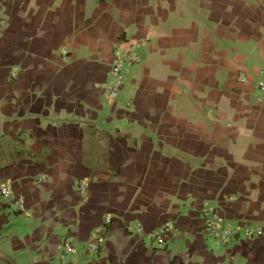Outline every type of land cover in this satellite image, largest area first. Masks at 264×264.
<instances>
[{
	"label": "crops",
	"instance_id": "crops-1",
	"mask_svg": "<svg viewBox=\"0 0 264 264\" xmlns=\"http://www.w3.org/2000/svg\"><path fill=\"white\" fill-rule=\"evenodd\" d=\"M130 45L138 61L110 101ZM260 80L264 0H0V256L264 264ZM204 206L261 233L218 245ZM167 221L158 245L149 233Z\"/></svg>",
	"mask_w": 264,
	"mask_h": 264
},
{
	"label": "built area",
	"instance_id": "built-area-1",
	"mask_svg": "<svg viewBox=\"0 0 264 264\" xmlns=\"http://www.w3.org/2000/svg\"><path fill=\"white\" fill-rule=\"evenodd\" d=\"M138 61V55L135 51V46L130 45L120 51L117 55L110 72V80L106 83V98L113 101L117 98V95L124 85L125 72L128 68ZM259 85L264 89V80L259 81ZM82 188H85L82 183ZM0 191L3 197H9L11 195V189L6 185L0 186ZM19 207L24 211L25 204L23 199L19 200ZM200 221L203 231L206 235L211 237L216 244L225 245L233 239L239 237L252 238L255 235L261 233V229H255L251 227H241L230 223L227 219L214 209L204 206L201 208ZM109 221V219H108ZM171 221H167L157 230L149 233V237L158 245H164L166 242V236L171 228ZM137 231L141 230V226L137 225ZM105 237L101 234L99 229L92 232L91 241L87 247L88 252L98 253L102 243H104ZM60 258L65 259L75 251V243L72 236H66L60 243Z\"/></svg>",
	"mask_w": 264,
	"mask_h": 264
},
{
	"label": "water",
	"instance_id": "water-1",
	"mask_svg": "<svg viewBox=\"0 0 264 264\" xmlns=\"http://www.w3.org/2000/svg\"><path fill=\"white\" fill-rule=\"evenodd\" d=\"M0 264H8L7 260L0 256Z\"/></svg>",
	"mask_w": 264,
	"mask_h": 264
},
{
	"label": "rangeland",
	"instance_id": "rangeland-1",
	"mask_svg": "<svg viewBox=\"0 0 264 264\" xmlns=\"http://www.w3.org/2000/svg\"><path fill=\"white\" fill-rule=\"evenodd\" d=\"M257 83L259 84V81Z\"/></svg>",
	"mask_w": 264,
	"mask_h": 264
}]
</instances>
